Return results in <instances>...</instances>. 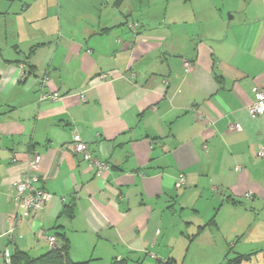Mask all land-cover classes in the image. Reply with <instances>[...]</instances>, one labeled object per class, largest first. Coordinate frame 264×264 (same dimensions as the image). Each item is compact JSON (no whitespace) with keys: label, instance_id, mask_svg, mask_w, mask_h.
I'll list each match as a JSON object with an SVG mask.
<instances>
[{"label":"crops","instance_id":"0c3cea01","mask_svg":"<svg viewBox=\"0 0 264 264\" xmlns=\"http://www.w3.org/2000/svg\"><path fill=\"white\" fill-rule=\"evenodd\" d=\"M84 3L0 0V254L39 257L63 235L78 262L179 264L161 248L263 244L264 114L248 107L264 91V0ZM45 77L59 100H41ZM77 134L108 172L75 154ZM32 155L54 199L11 234Z\"/></svg>","mask_w":264,"mask_h":264},{"label":"built area","instance_id":"2783aa9c","mask_svg":"<svg viewBox=\"0 0 264 264\" xmlns=\"http://www.w3.org/2000/svg\"><path fill=\"white\" fill-rule=\"evenodd\" d=\"M131 27L133 25L131 24ZM22 68H25L22 66ZM102 80H106L108 75L103 74L100 77ZM48 78L45 77L40 81L41 90V100H45L48 97L53 100H59L58 93L48 94L45 93V87L47 86ZM255 101L248 107V113L252 117H260L264 114V91L260 88H255ZM81 102H86L84 96H80ZM229 128L232 131L241 130L239 124H230ZM75 154L81 158L83 162L89 163L97 169V174L103 175L105 172L110 170V166L107 163H103L96 160L93 153L88 148V146L81 140L80 136L77 134L75 136ZM258 156L264 158V147L259 150ZM41 168V157L39 155H32L28 160V172L21 180L13 184L15 189V195L12 198L14 204L22 211L21 215H17L10 218V223L12 227L10 233L15 232V228L26 219H32L35 214L47 206L53 199L54 195L49 193L43 186L39 175ZM181 185H185V178L182 177L180 180ZM44 239L48 240L49 244L53 247L58 243L56 236H44ZM6 258L9 257L8 253L4 254Z\"/></svg>","mask_w":264,"mask_h":264},{"label":"rangeland","instance_id":"374dc122","mask_svg":"<svg viewBox=\"0 0 264 264\" xmlns=\"http://www.w3.org/2000/svg\"><path fill=\"white\" fill-rule=\"evenodd\" d=\"M93 0H77L78 4L83 2L89 3ZM185 1V0H183ZM184 4V3H183ZM177 7V6H176ZM184 15V14H183ZM171 16V13L169 14ZM264 224V223H263ZM199 241L191 247L185 248H161L164 253V250H168L172 256H175L179 260V264H224L226 263V255L229 259H234L239 254H248L249 259L245 260L243 264H264V247L257 244H250L252 240H257L255 236L248 237L244 240L238 248H214L213 246L208 248V243H206L207 237H202ZM264 240V236L261 237ZM205 240V241H204ZM209 240V239H208ZM2 251L4 248H0ZM121 251L122 248H119ZM165 251V252H166ZM135 254V253H134ZM133 254V255H134ZM165 254V253H164ZM129 259L128 264H164L165 261L159 262L156 259H152L151 255L147 254H135V257ZM166 255V254H165ZM3 252L0 254V264H3ZM104 261L106 264H110L111 256L109 254H103ZM129 257V256H128Z\"/></svg>","mask_w":264,"mask_h":264},{"label":"trees","instance_id":"16d2710c","mask_svg":"<svg viewBox=\"0 0 264 264\" xmlns=\"http://www.w3.org/2000/svg\"><path fill=\"white\" fill-rule=\"evenodd\" d=\"M68 213V212H67ZM249 259V255H237L234 259H229L224 264H243ZM126 259H114L110 264H127ZM6 264H88L87 262L75 261L71 255L70 242L67 238H60V242L55 244L47 253L32 257L27 252L15 248L13 253L6 260ZM166 264H171L170 261Z\"/></svg>","mask_w":264,"mask_h":264},{"label":"water","instance_id":"95a60500","mask_svg":"<svg viewBox=\"0 0 264 264\" xmlns=\"http://www.w3.org/2000/svg\"><path fill=\"white\" fill-rule=\"evenodd\" d=\"M233 19V14H229V20Z\"/></svg>","mask_w":264,"mask_h":264}]
</instances>
